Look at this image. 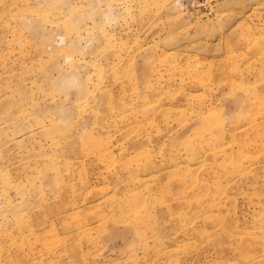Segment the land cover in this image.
I'll list each match as a JSON object with an SVG mask.
<instances>
[{"label": "rangeland", "instance_id": "obj_1", "mask_svg": "<svg viewBox=\"0 0 264 264\" xmlns=\"http://www.w3.org/2000/svg\"><path fill=\"white\" fill-rule=\"evenodd\" d=\"M0 264H264V0H0Z\"/></svg>", "mask_w": 264, "mask_h": 264}]
</instances>
